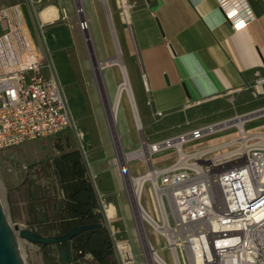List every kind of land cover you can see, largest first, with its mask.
<instances>
[{
  "label": "built area",
  "instance_id": "obj_1",
  "mask_svg": "<svg viewBox=\"0 0 264 264\" xmlns=\"http://www.w3.org/2000/svg\"><path fill=\"white\" fill-rule=\"evenodd\" d=\"M73 1L76 11L82 12L79 1ZM118 1L120 13L127 18L133 4ZM218 1L223 5L227 0ZM229 2L233 25L251 17L244 0ZM78 25L85 30L88 22L81 18ZM44 67L47 65L34 45L19 6L0 3V149L76 126L64 86L50 67L45 75ZM254 74L249 91L257 98L263 93L264 75L257 70ZM252 112L235 113L157 142L142 141L126 159L138 157L147 163V169L137 176H145L144 182H150L154 215L140 203L142 187L136 203L131 197L137 214L138 208L144 213L139 219L165 239L172 264H264V132L244 129ZM240 117H244L241 123L231 122ZM232 126L237 130L234 137L192 151L182 148L187 142ZM143 145H151L148 155L138 151ZM167 148H173L176 157L165 166L155 167L151 154ZM224 148L227 150L211 154ZM113 163L120 168L116 158ZM17 168L25 169L26 165ZM15 170L13 164L6 166L7 172ZM127 174L129 178L136 177L128 171ZM97 202V210L101 207L107 217L109 203L105 196L99 194ZM108 234L110 238L113 235L112 248L119 254L120 263L132 262L134 255L128 240L116 238L114 231ZM146 243L159 257L160 262L155 264H167L150 241Z\"/></svg>",
  "mask_w": 264,
  "mask_h": 264
},
{
  "label": "crops",
  "instance_id": "obj_2",
  "mask_svg": "<svg viewBox=\"0 0 264 264\" xmlns=\"http://www.w3.org/2000/svg\"><path fill=\"white\" fill-rule=\"evenodd\" d=\"M125 1L133 4L129 8L127 18L120 13L118 0H79V3L83 8V17L94 26L92 32H96L99 40L103 42L102 47L99 45V48H95L97 57L101 50L104 51L101 62L105 58L115 56L117 50L119 52L131 91V99L124 92L127 106L132 112L129 126L126 125L127 129L137 130L140 138L147 143H153L203 125H191L200 115L195 118L188 115V112L199 109L200 105L210 104L201 107L202 112L209 111L207 108L210 106L211 111H221L223 104L230 103L229 98L233 99L231 103L234 106L236 99L260 97V105L235 112L245 113L264 106V85L263 93L257 98H253L249 91V86L255 78L254 72L257 70L260 75H264V0H244L251 17L235 25L229 0L223 5L218 0ZM0 3L17 4L25 20L29 18L32 10L41 24H61L64 19L70 24H77V19L73 17V0H0ZM48 6L54 7L55 15L52 18H43L39 12ZM76 40L80 42L79 36ZM114 65L116 64L110 66ZM115 67L116 74L119 75V68L117 65ZM43 73L47 75L49 68L44 67ZM117 75L113 96L121 80V74L119 78ZM72 114L74 115L73 111ZM85 116L87 115H74L76 120L84 119ZM228 117L230 115L215 121ZM153 122L162 124L161 133H158V137L152 134V139L148 141L144 137V129L150 128ZM254 131L259 130L247 132ZM91 132L95 134L93 129ZM93 148L88 152L95 156L91 163H87V170L92 176L90 181L96 196L103 194L114 210L115 206H118L116 199L120 190L115 179L120 177L116 170H111L112 149L105 139L93 145ZM98 153H103V156ZM168 160L166 163L157 161V165L153 161L152 163L155 167H161L171 163L173 158ZM106 170H109L106 176L111 175L114 180L107 181V177H104ZM5 197L15 224H22L48 235L46 229L42 228L45 222L41 220L42 214L36 210L39 200L34 198L24 185L15 181L12 172H8L6 178ZM23 205L30 208L27 219L19 217V210ZM102 226L106 228L103 223ZM29 243L38 247L43 256L44 250L39 244ZM49 247L50 251H55L53 245ZM131 249L133 252L132 246ZM133 255L134 260L129 264H135L134 252ZM59 258L55 254L56 264H86L92 259L90 254L73 262H61ZM105 264H121L119 254L114 249L106 256Z\"/></svg>",
  "mask_w": 264,
  "mask_h": 264
},
{
  "label": "rangeland",
  "instance_id": "obj_3",
  "mask_svg": "<svg viewBox=\"0 0 264 264\" xmlns=\"http://www.w3.org/2000/svg\"><path fill=\"white\" fill-rule=\"evenodd\" d=\"M39 14L43 18L47 16L52 18L55 15L54 7H45ZM74 14L73 17L77 19V24H70L67 19H64V22L61 24H55L54 22L41 24L36 20L35 13L32 10H30L29 18L26 20L34 45L42 54L43 63L53 70L59 82L64 86L65 96L67 97L74 115H76V117H81L82 115L87 116H85L84 119L80 118L77 120L76 126L73 128L42 138L27 139L8 148L0 149V189H3V199L8 218L12 226H14L15 223L11 219L5 197V184L8 176L6 166L8 164H13L15 166L16 170L15 173H13L15 181L24 185L30 193L33 192V194H36L39 200L37 204L38 209L36 210L40 212V215L43 214L41 218H48L42 224V228L46 229L45 232H47L48 235H53L54 229L51 227L53 221V202L60 199L61 192L55 173L50 166L52 157L59 154L62 150L78 149L88 168L87 163H91L95 157L91 156L88 152L94 149L93 145L105 139L112 149V157L110 160L111 170L113 172L116 170L120 179L112 178L110 177L111 175L106 176V174H109V170L104 172V177H107L108 182L115 179L120 190L118 192V198L116 199L118 206H115L113 210L114 214L110 219H107L103 214L102 208H99L101 222L105 224L108 232L114 231V236L116 238H125L128 240L135 254V264L157 263L152 262L148 252V243H146V241H150L159 256L162 257L167 264H172L171 254L165 243V239L146 221H141L139 219L140 217L138 216L140 215L139 213L137 214L135 204L131 197V191L129 190L130 178L127 171L132 175L143 173L147 169V163L138 157L126 161L127 158L124 156L128 151L139 147L141 142L144 141L143 138H140L137 130L127 129L132 112L127 106L124 92H122L123 95L121 94L119 106L114 116H112L110 112L113 99L112 94L117 81L116 65H114V67L110 65L100 67L101 62H98L101 61V56H103L104 51L101 50L97 57L95 48H99V45L102 47L103 42L99 40L96 32H92L94 26L90 25L89 22L85 30L79 28L78 20L85 18V16L83 17V11L77 12L74 7ZM78 36L80 42L76 40ZM85 37H88L90 49L87 46ZM117 77L119 78L120 74L117 75ZM240 100L236 99L234 106L230 101L229 104L226 102L227 105L223 104V110L221 111L217 109L211 111L208 109L209 111L202 112L200 108L209 106L210 104L200 105L198 107L199 109L196 108L194 112H188V115L190 114V116L192 115L194 118L200 115L199 118L191 122V125L208 124L225 115H230L231 117V115L233 116L237 112L262 103L260 97L257 99L248 97L244 99L246 101L241 100L244 102ZM261 108H264V106ZM261 108L248 110V113L253 112L249 114L250 118H248L244 124L245 130L264 131V109ZM207 112H209V114H207ZM161 128L162 124L157 122L151 123L150 128L144 129L145 139L148 141L151 140L152 134H156L158 137V133H161ZM90 129L91 131L93 129L95 134L94 132L92 133ZM77 131H80L81 135H78ZM235 134L236 127L232 126L203 138L187 142L183 144L182 148L185 151H192L199 147L231 138ZM221 150H227V148L214 151L211 154H216ZM98 154L101 157L103 156V153ZM175 157L176 152L173 148L163 149L151 154V160L156 165L157 161L166 163L169 161L168 159H174ZM113 158H116L118 165H120V170L113 163ZM20 164L26 165V168L19 170L17 167ZM99 165L102 166V163ZM87 173L89 179L90 177L92 178L88 170ZM96 180H98V178ZM149 186V181L142 183L140 203L143 208L153 216L154 211ZM29 214V206L23 205L19 210V217L21 219H27ZM16 225H18V227L24 226L22 224ZM15 232L25 264H44L40 249L21 238L18 234V230H15ZM111 239V241H113V235H111ZM142 241H145L144 244L147 246H142ZM50 254L55 256L57 253L55 251H50ZM86 264L97 263L90 259Z\"/></svg>",
  "mask_w": 264,
  "mask_h": 264
},
{
  "label": "trees",
  "instance_id": "obj_4",
  "mask_svg": "<svg viewBox=\"0 0 264 264\" xmlns=\"http://www.w3.org/2000/svg\"><path fill=\"white\" fill-rule=\"evenodd\" d=\"M207 109H212L211 106ZM60 188L61 197L53 202V234L67 231L71 227L101 222V213L97 210L96 192L88 177L87 167L78 149L61 151L52 157L51 164ZM34 198L36 194L31 192ZM38 199V198H37ZM43 215V214H42ZM48 218L42 217L41 220ZM39 232V230H37ZM46 234V233H45ZM45 264H56L50 254L49 245H40ZM66 248V242L60 244ZM72 262L82 259L86 254L97 264H105L106 256L112 252V241L104 226L91 228L71 240ZM61 262H64L59 258ZM70 264V263H64Z\"/></svg>",
  "mask_w": 264,
  "mask_h": 264
},
{
  "label": "water",
  "instance_id": "obj_5",
  "mask_svg": "<svg viewBox=\"0 0 264 264\" xmlns=\"http://www.w3.org/2000/svg\"><path fill=\"white\" fill-rule=\"evenodd\" d=\"M86 43L90 49L88 37H86ZM101 226L102 222L84 223L75 225L62 233L43 235L26 226L18 227L16 224L12 226L0 198V264H25L18 246L15 230H18L20 237L28 242L39 245H53L57 255L64 262H71V240L88 229ZM64 241L66 242V248L61 249L60 244Z\"/></svg>",
  "mask_w": 264,
  "mask_h": 264
},
{
  "label": "bare ground",
  "instance_id": "obj_6",
  "mask_svg": "<svg viewBox=\"0 0 264 264\" xmlns=\"http://www.w3.org/2000/svg\"><path fill=\"white\" fill-rule=\"evenodd\" d=\"M112 64H116L118 66L120 74H121V80L117 84V88H116V91H115L113 99H112V104L110 106L111 115L114 116V114L117 111L119 99L121 97L122 92H125L128 95V97L131 99V91H130L129 85L127 83V76H126L124 66H123L122 62H120V56H119L118 50H117V54L115 56L104 59L100 63V67H103L105 65H112ZM243 120H244V117L234 118L232 120V122L239 124ZM135 150L128 151L127 153L124 154V156L126 158L130 157V154H132ZM151 150H152L151 145H143L142 149H139L138 151H143L145 153V155H148ZM144 180H145V176H136V177H132V178L130 177L129 188L131 191V195H132L133 199L135 200V203H136V197L138 195L139 189L141 188ZM0 198H1L2 203L4 205V209L6 210L5 202L3 199V189H0ZM112 209H113L112 204H109V206L107 207V211H106L107 217L113 216V210ZM138 213H139L140 217H142V218L144 217V213L139 208H138ZM149 251H150L149 254H150L152 262L159 263L160 262L159 257L155 253H153L150 248H149Z\"/></svg>",
  "mask_w": 264,
  "mask_h": 264
}]
</instances>
